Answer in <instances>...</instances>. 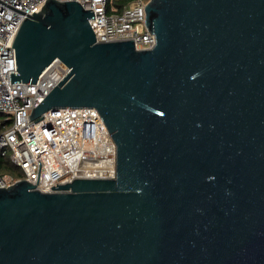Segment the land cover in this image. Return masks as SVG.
<instances>
[{
  "label": "water",
  "instance_id": "obj_1",
  "mask_svg": "<svg viewBox=\"0 0 264 264\" xmlns=\"http://www.w3.org/2000/svg\"><path fill=\"white\" fill-rule=\"evenodd\" d=\"M0 3L29 16L11 84L70 69L29 120L95 108L117 145L115 179L0 187V264H264V0H149V50Z\"/></svg>",
  "mask_w": 264,
  "mask_h": 264
},
{
  "label": "built area",
  "instance_id": "obj_2",
  "mask_svg": "<svg viewBox=\"0 0 264 264\" xmlns=\"http://www.w3.org/2000/svg\"><path fill=\"white\" fill-rule=\"evenodd\" d=\"M1 1L30 16L40 12L47 2ZM56 1H78L84 9L94 12L95 19L90 18L89 24L96 43L134 40L137 50H149L156 44L155 35L145 24L149 0H137L121 9L116 6L118 0ZM26 18L29 16L0 3V113L13 121L12 127L0 135L2 156H8L22 169L23 179L37 185L36 189L43 193H52L53 186L71 183L74 179H115L117 145L97 109L63 108L45 113L38 122L29 120L33 108L70 69L56 59L36 84H11V74L17 72L13 43ZM23 179L0 175V187H10Z\"/></svg>",
  "mask_w": 264,
  "mask_h": 264
},
{
  "label": "trees",
  "instance_id": "obj_3",
  "mask_svg": "<svg viewBox=\"0 0 264 264\" xmlns=\"http://www.w3.org/2000/svg\"><path fill=\"white\" fill-rule=\"evenodd\" d=\"M137 0H118L116 6L121 9L125 5ZM13 125L12 119L0 113V135L9 130ZM0 175H10L15 179H23L24 174L21 168L16 166L8 156H2L0 151Z\"/></svg>",
  "mask_w": 264,
  "mask_h": 264
},
{
  "label": "rangeland",
  "instance_id": "obj_4",
  "mask_svg": "<svg viewBox=\"0 0 264 264\" xmlns=\"http://www.w3.org/2000/svg\"><path fill=\"white\" fill-rule=\"evenodd\" d=\"M7 153L9 154L10 152L8 151Z\"/></svg>",
  "mask_w": 264,
  "mask_h": 264
}]
</instances>
